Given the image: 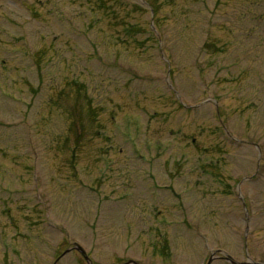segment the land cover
Masks as SVG:
<instances>
[{
	"label": "rangeland",
	"instance_id": "rangeland-1",
	"mask_svg": "<svg viewBox=\"0 0 264 264\" xmlns=\"http://www.w3.org/2000/svg\"><path fill=\"white\" fill-rule=\"evenodd\" d=\"M144 1L0 0V264L264 263V0Z\"/></svg>",
	"mask_w": 264,
	"mask_h": 264
},
{
	"label": "water",
	"instance_id": "water-1",
	"mask_svg": "<svg viewBox=\"0 0 264 264\" xmlns=\"http://www.w3.org/2000/svg\"><path fill=\"white\" fill-rule=\"evenodd\" d=\"M77 251H79L82 255H84V251L79 247V246H76L75 248ZM225 261L229 262V263H232V264H239V263H234L232 262L228 257L225 258ZM127 264H136L135 262L133 261H129ZM243 264H264V263H255V262H249V263H243Z\"/></svg>",
	"mask_w": 264,
	"mask_h": 264
},
{
	"label": "trees",
	"instance_id": "trees-1",
	"mask_svg": "<svg viewBox=\"0 0 264 264\" xmlns=\"http://www.w3.org/2000/svg\"><path fill=\"white\" fill-rule=\"evenodd\" d=\"M142 1H143V3L147 4L144 0H142Z\"/></svg>",
	"mask_w": 264,
	"mask_h": 264
}]
</instances>
